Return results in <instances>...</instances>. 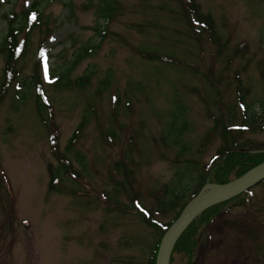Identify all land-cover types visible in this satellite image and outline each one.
I'll list each match as a JSON object with an SVG mask.
<instances>
[{"label": "rangeland", "instance_id": "obj_1", "mask_svg": "<svg viewBox=\"0 0 264 264\" xmlns=\"http://www.w3.org/2000/svg\"><path fill=\"white\" fill-rule=\"evenodd\" d=\"M36 1L0 0V16L14 12L20 20ZM38 1L42 25L20 34L28 47L6 92L0 55V264H149L157 231L134 202L169 224L179 210L156 213L151 194L207 168L224 146L222 128L235 148L264 147V0H194L211 15L217 46L190 29L186 0H107L114 8L108 20L101 0ZM5 33L0 17V39ZM42 44L53 77L39 71L47 124L36 88L22 86ZM83 49L71 87L52 83ZM141 51L178 63L146 60ZM85 75L90 82L74 86ZM238 79L249 89L245 112ZM74 135L65 161L71 173L60 170L49 191ZM189 161L196 169L187 173ZM251 191L195 227L193 264H264V182ZM171 264L191 258L178 251Z\"/></svg>", "mask_w": 264, "mask_h": 264}, {"label": "trees", "instance_id": "obj_2", "mask_svg": "<svg viewBox=\"0 0 264 264\" xmlns=\"http://www.w3.org/2000/svg\"><path fill=\"white\" fill-rule=\"evenodd\" d=\"M71 1V0H69ZM187 7L183 10L184 17L187 18V23L193 32L197 34L201 33H207L211 36V41L213 45L219 44V38L216 36V32L214 29V22L210 14H202L200 12V7L194 2V0H186ZM40 1L34 2L30 7H27L24 12L21 14L20 20L18 19V15L14 12L5 13L2 14V19L5 22L6 25V33L3 35V37L0 39V55L4 57L5 59V68L3 71V77H2V90L4 92L7 91V89L14 83L16 77H18L19 72H17L15 66L17 63V57L23 58L26 54V50L28 47V39L27 37H20V34L24 31L26 33V36L32 32L37 27H40L41 20L40 16L42 13L40 12ZM100 11L104 14L105 19L108 20L110 18L111 14L114 11V8L110 2L107 0H101L100 3ZM38 13V14H37ZM42 25V24H41ZM46 25V24H45ZM88 54L86 52V49H83V51H80L77 55L76 59L71 61L70 66L63 71H61L58 75H56L58 78L54 80L52 83H57L58 87H71L70 86V79L69 76L71 72L74 70L76 65L83 59L84 55ZM139 55L146 60H154V61H161L165 62L167 64H177L178 60H176L174 57L164 55V54H157V53H148V52H139ZM50 55L48 52L43 48V44L41 45L39 51H38V58H37V64L34 67L33 74L30 78L24 79V84L22 83V86L32 87L36 88L37 95H36V109L38 111V114L40 115V118L44 121L45 124H47V119L43 115L47 111V105L44 102L46 100L45 97H43V92L41 88V82H40V74L39 71L42 70L43 73L46 74V78L50 76L52 77V70L51 66L49 65V59ZM47 65L48 68H47ZM58 73V69L53 70V72ZM90 82V76L85 75L81 77L80 79L76 80L74 86L76 87H83L87 85ZM35 86V87H34ZM236 95H237V103H239L244 112L246 111V104L245 99L249 95V89L247 87L242 86V82L240 79L237 81V88H236ZM3 96H0V99ZM26 97V95L22 96ZM44 100V101H43ZM182 108L178 107V110L181 111ZM250 121H254L252 118H249ZM183 122V121H182ZM51 124V121L49 122ZM184 124V123H183ZM254 124H251L253 126ZM223 127V124H216V127ZM184 127V125H183ZM181 127L179 129V132L183 129ZM221 140L224 146L220 147L217 154L211 159L209 162V166L205 169H203L202 172H198L197 177L195 178H189V176L183 173L186 177H181L180 181L170 188L169 185L164 186L160 191L157 193L151 194L152 196V209L155 210L156 213H170L174 211L175 209H178V213L176 214V217L172 220V222L178 217L181 210L186 206V204L199 192V190L206 184V183H212V184H225L230 182L233 179H236L245 173H247L249 170L253 169L254 167L262 164L264 162V147H261L262 149H251L247 150L243 147L239 148L236 146V148L233 146V144L236 143V138L227 130V128H222L221 130ZM175 136V135H174ZM53 139V137L51 136ZM76 136H72L69 139V144L66 146V151L64 154H62L61 158H58V161L60 163V167L52 173L50 171V168L48 169L49 172H51V179L49 182V191H51L53 188V184L56 181L57 174H59L60 170L63 172V174L71 173V167L68 163L69 159L67 158V154L71 152V146L75 143ZM177 138L172 141L174 144L176 143ZM53 145V144H52ZM70 163V162H69ZM121 163H124V161H121ZM213 163V164H212ZM215 164V165H214ZM123 164H116L117 170L122 171L123 170ZM214 166V167H213ZM193 169H196V164L194 162H187L184 166V170L187 173H190L193 171ZM125 174H127V171H125ZM232 175V179L230 176ZM3 179V178H1ZM186 182V183H184ZM191 185L192 188H191ZM188 190H191V193L189 196L186 195V192ZM246 194V193H245ZM247 195V194H246ZM247 197V196H246ZM135 200V199H133ZM132 200V203H133ZM232 201H240L241 203L245 200H240V195L228 200L226 202L217 204L209 209H206L203 211L199 216H197L191 224L184 230V232L179 236L177 239L171 256H170V262L172 263V256L173 254L178 251H181L183 254H186L188 257L191 258V264H193V253L194 249L196 248V241L195 239V227L199 226L200 224H203L205 221H210L214 217H216L219 214V210H223L229 203ZM145 208V207H144ZM146 209V208H145ZM132 210L135 211L136 215H138L142 222L155 229L157 232V238L158 241L155 243L154 246V253L151 256L149 260V264H155V258L157 254V250L159 247V243L161 241V238L164 234V230L161 229L162 225L157 224L154 220L153 214L151 213L152 210L148 211V216L145 212H143L141 209H136L132 205ZM210 218V219H209ZM169 224L163 223V228L167 229ZM194 237V238H193Z\"/></svg>", "mask_w": 264, "mask_h": 264}, {"label": "water", "instance_id": "obj_3", "mask_svg": "<svg viewBox=\"0 0 264 264\" xmlns=\"http://www.w3.org/2000/svg\"><path fill=\"white\" fill-rule=\"evenodd\" d=\"M264 181V163L226 184L206 183L182 210L179 217L165 231L158 248L155 264H169L173 247L188 225L212 205L226 201Z\"/></svg>", "mask_w": 264, "mask_h": 264}]
</instances>
